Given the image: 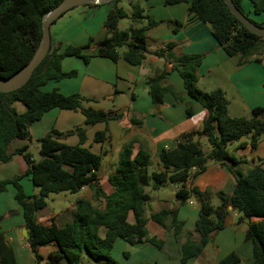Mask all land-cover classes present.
<instances>
[{"label": "trees", "instance_id": "obj_1", "mask_svg": "<svg viewBox=\"0 0 264 264\" xmlns=\"http://www.w3.org/2000/svg\"><path fill=\"white\" fill-rule=\"evenodd\" d=\"M61 1L0 0L1 78H11L30 62L43 36V16ZM180 1L168 0L167 3ZM242 1L233 0L243 12ZM249 1L256 15H264V0ZM117 2L115 0L108 4L110 10L104 22L107 35L94 47H62L54 46L52 42L49 53L26 85L13 92H0V163H9L14 155H21L28 165L25 176H30L39 190L38 196H27L21 184L24 176H17L0 181V195L9 186L16 190L15 199L22 209L27 239L35 257L34 264H81L84 253L93 261L120 264L111 257L117 240L131 246L149 244L162 250L164 242L151 237L146 227L145 208L150 196L145 189L152 185L153 190H158L168 184L181 185L176 194L178 204H186L192 198L200 203L196 231L201 240L199 243H186L181 257L183 264L198 257L214 234L224 229L230 209L241 214L240 221L248 223L245 238L253 246L252 264H264V168L255 166L246 175L240 176L232 195H219L218 206L213 205L210 192L186 186L193 175L203 173L211 163L240 162L231 156L229 147L250 137L249 143L242 141L239 148H246L249 144L256 149L264 134L263 107L252 109L250 117H231L229 101L223 90L204 92L197 87V70L203 61L201 55H183L171 70L180 75L187 95L205 109L207 117L200 130L185 135V143H179L172 151L163 150L160 153L162 170L150 173L151 155L145 150L135 153L132 145H126L116 168L108 177L114 192L106 195L99 184L103 154H96L83 146L85 133L81 129L76 131L81 139V144L77 146L62 142L65 136L73 134L72 131L62 134L52 130L43 136L39 140V161L33 159L28 145L10 151L14 141H30L31 125L53 109L80 111L87 126L107 125L119 119L112 113L86 108L84 102L91 100L78 94L67 96L59 90H43L51 81L59 82L76 76L74 71L66 73L62 70L65 58H81L85 63L95 57L114 63L124 60L133 66L144 63L148 53L147 33L158 23L146 13V8L140 2H131L129 12L119 7ZM189 11L209 26L214 39L227 56L238 58L241 64L262 61L264 39L242 25L223 0H193ZM123 19L130 21V27L126 30L119 29V22ZM167 75L168 71L163 70L147 82L154 107L163 104V82ZM16 102L26 107L24 113L17 112L14 106ZM188 114L190 116L192 111L188 110ZM106 136L107 130L99 132L95 141L100 143ZM203 138L207 140L209 151L202 148L200 139ZM85 187L94 192L96 201L101 198L105 200L104 209L96 207L88 199H79L71 221L62 226L39 223L38 213L47 207L50 195L77 194ZM131 213L135 218L133 224L129 222ZM151 219L164 228L168 227L169 222V228L175 235L182 229L176 210H162L152 214ZM2 220L0 216V222ZM101 229L106 230L104 238L100 235ZM52 244H56L58 250L45 259L40 249ZM124 255L129 257L130 253L127 251ZM0 264H18L12 246L3 236H0ZM218 264H241V258L233 252Z\"/></svg>", "mask_w": 264, "mask_h": 264}, {"label": "crops", "instance_id": "obj_2", "mask_svg": "<svg viewBox=\"0 0 264 264\" xmlns=\"http://www.w3.org/2000/svg\"><path fill=\"white\" fill-rule=\"evenodd\" d=\"M167 1L148 0L141 3L146 8V13L158 23L147 33L148 53L142 65L133 66L124 60L114 63L99 57L85 63L81 58L69 57L62 61V70L66 73L74 71L76 76L59 82L51 81L43 88L46 92L59 90L67 96L78 94L91 100L84 102L86 108L112 113L119 116L118 120L110 121L107 125L87 126L80 111L53 109L30 128L31 141H39L52 130L62 134L72 131L73 134L65 136L62 140L71 146L81 144L79 134L76 132L81 129L85 133L83 146L96 154H103L99 184L106 195L114 192L108 177L116 168L124 146L132 145L135 153L140 150L147 151L151 155L149 172L153 173L162 170L159 156L163 150H174L179 143L186 142V134L202 128L207 112L187 95L182 78L176 71L171 70L179 57L183 55L203 57L202 64L197 70V87L204 92L223 90L229 101L228 110L231 117H248L252 109L264 108V55L261 62L241 64L238 58L227 56L214 39L209 26L190 13L193 0H181L175 4H168ZM241 5L244 14L251 21L264 23L263 14L256 15L249 0H243ZM109 10L108 4L83 5L69 10L51 26L53 45L94 47L107 35L104 22ZM257 17L261 18V22L256 20ZM163 70L168 71L163 82L165 92L163 104L154 107L147 82ZM201 83L203 88H200ZM188 110L192 111L190 116ZM139 123L141 124L138 125ZM105 130L106 139L97 143L96 134ZM203 139H200V143ZM242 141L249 143L250 137ZM241 142L233 143L229 147L231 156L240 162L211 163L203 173L193 175L186 186L210 192L213 195V202H219V195H232L240 176L246 175L255 166L264 168V134L256 149L251 148L249 144L246 148H239ZM25 145L31 144L28 140L14 141L10 151L13 152ZM27 170L28 165L24 158L15 155L9 163H0V181L24 176L21 184L26 195L38 196L39 190L34 186L31 177L25 176ZM149 188L146 192L150 200L146 207H151L152 210L146 212L145 209L149 235L164 242L163 249L158 250L168 253L169 260L174 264H183L181 257L186 243H199L201 240L196 231L200 203L192 198L186 204H178L176 194L181 189L180 184H168L158 190ZM15 195L16 190L13 186H9L0 195V216L3 217L0 222V236L12 246L18 264H34V253L29 245L28 236L25 235L28 231L25 228L22 209ZM76 195L78 197L67 210L57 214L46 213V207L40 211L39 223L43 225L56 223L62 226L71 221L79 199H88L96 207L105 208V200L101 198L96 201L94 192L89 187L83 188ZM3 203H9L10 208L3 209ZM162 210H176L177 219L182 225L178 235L169 228V222L168 227L164 228L151 219L152 214ZM240 218L238 212L230 209L224 229L214 234L211 242L198 257L185 264H218L233 252L240 256L241 264H252L253 246L245 238L248 223L240 221ZM129 222L131 224L135 222L132 213L129 215ZM126 244L122 240H117L111 254L117 246L124 254L128 251ZM136 248L150 250L153 253L155 252L153 250H156V247L149 244ZM57 250V245L52 244L42 247L40 254L47 259L51 252ZM146 254L143 255L144 258H147ZM149 261L151 260L136 264L154 262Z\"/></svg>", "mask_w": 264, "mask_h": 264}, {"label": "rangeland", "instance_id": "obj_3", "mask_svg": "<svg viewBox=\"0 0 264 264\" xmlns=\"http://www.w3.org/2000/svg\"><path fill=\"white\" fill-rule=\"evenodd\" d=\"M133 2H140L142 3L141 0H118V6L124 8L127 12H129L130 9V3ZM264 17V15L262 16ZM256 20L258 22H261V18L257 17ZM264 26V23L261 24ZM130 27V21L128 19H123L119 22V29L120 30H126ZM200 88H203V83L200 84ZM17 112L19 114L24 113L26 111V107L19 102H16L14 104ZM251 116V112L248 115V117ZM63 140V139H62ZM29 143L31 145H29V151L32 154V157L35 161H39L41 159L40 154H39V150H40V143L38 140H32L30 139ZM202 148L204 149V151H209L210 147L207 143V140L204 138L203 142H201ZM15 156V155H14ZM13 156V157H14ZM13 159V158H12ZM12 161V160H11ZM154 165H152V169H153ZM154 170V169H153ZM149 187L152 188V185H150ZM147 187V188H149ZM147 188L145 190H147ZM150 190V188H149ZM78 196L76 194H70V193H61V194H54V195H50L49 198L47 199V208L45 209L46 213H60L64 210H67L68 208H70V205L73 203V201L77 198ZM220 204L219 202H213V205H218ZM4 208H10L9 203H3V209ZM146 212H150L152 209L151 207H146ZM238 215L240 217L241 214L238 213ZM106 234V230L105 229H101L100 235L101 237H105ZM127 245V249L128 252L130 253L129 257H125V255L122 253V250L119 246H117V248H115V251L111 254V257L119 262L120 264H136L137 262L139 263H143L145 260H151L149 262H153V263H149V264H156V262H160V264H174L173 261L168 259L169 254H165V252H160L157 248H155L156 250L154 253L151 252L150 250H145L143 248H136V245L131 246V245ZM151 247V246H149ZM146 254L147 258H144L143 255ZM156 261V262H155ZM81 264H105L102 261H93L92 259L88 258V256L86 255V253L83 254L82 257V263Z\"/></svg>", "mask_w": 264, "mask_h": 264}, {"label": "water", "instance_id": "obj_4", "mask_svg": "<svg viewBox=\"0 0 264 264\" xmlns=\"http://www.w3.org/2000/svg\"><path fill=\"white\" fill-rule=\"evenodd\" d=\"M115 0H63L56 7L47 12L42 18L43 36L41 42L33 55L30 62L15 75L9 79L0 77V92L9 93L22 88L32 77L36 68L42 63L50 51L52 38L51 26L57 19L62 17L69 10L83 5H106ZM228 6L231 13L244 25L251 33L264 39V27L255 24L249 17L240 11L233 0H223ZM28 236V234H25ZM143 244H137L136 247H141Z\"/></svg>", "mask_w": 264, "mask_h": 264}, {"label": "built area", "instance_id": "obj_5", "mask_svg": "<svg viewBox=\"0 0 264 264\" xmlns=\"http://www.w3.org/2000/svg\"><path fill=\"white\" fill-rule=\"evenodd\" d=\"M164 49H166V48H164Z\"/></svg>", "mask_w": 264, "mask_h": 264}]
</instances>
